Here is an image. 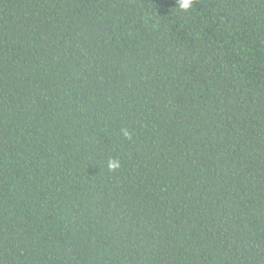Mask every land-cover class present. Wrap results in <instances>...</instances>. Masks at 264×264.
<instances>
[{
    "label": "trees",
    "instance_id": "obj_1",
    "mask_svg": "<svg viewBox=\"0 0 264 264\" xmlns=\"http://www.w3.org/2000/svg\"><path fill=\"white\" fill-rule=\"evenodd\" d=\"M0 264H264V0H0Z\"/></svg>",
    "mask_w": 264,
    "mask_h": 264
},
{
    "label": "clouds",
    "instance_id": "obj_2",
    "mask_svg": "<svg viewBox=\"0 0 264 264\" xmlns=\"http://www.w3.org/2000/svg\"><path fill=\"white\" fill-rule=\"evenodd\" d=\"M193 5V0H178V6L179 8L187 11L189 10ZM124 135L127 137L129 133L125 130ZM108 167L110 170H114L119 167L118 161L111 160L108 162Z\"/></svg>",
    "mask_w": 264,
    "mask_h": 264
}]
</instances>
